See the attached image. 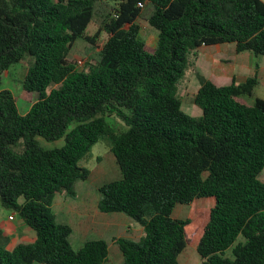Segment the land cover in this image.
I'll use <instances>...</instances> for the list:
<instances>
[{"label":"trees","instance_id":"1","mask_svg":"<svg viewBox=\"0 0 264 264\" xmlns=\"http://www.w3.org/2000/svg\"><path fill=\"white\" fill-rule=\"evenodd\" d=\"M140 18L157 31L155 46L142 38ZM92 21L107 35L101 43L86 34ZM77 38L98 49L80 69L69 59ZM222 43L264 56L262 0H0V206L34 234L8 248L0 231V264L106 262L104 239L74 249L71 226L52 210L56 194L75 197L76 182L89 179L85 161L100 138L121 175L97 187V208L142 229L137 241L115 239L122 264H178L191 240L201 264H264L257 67L244 82L218 86L194 65L201 46ZM26 58L21 88L35 100L21 113L1 84ZM188 69L199 82L198 117L181 109ZM38 137L64 144L44 148ZM198 198L213 199L202 227L172 217Z\"/></svg>","mask_w":264,"mask_h":264},{"label":"rangeland","instance_id":"2","mask_svg":"<svg viewBox=\"0 0 264 264\" xmlns=\"http://www.w3.org/2000/svg\"><path fill=\"white\" fill-rule=\"evenodd\" d=\"M264 2V0H262ZM140 24V34L142 38L150 45L155 46L157 41V31L151 27L145 18L138 19ZM86 34L93 37L96 43H101L106 40L107 35L104 32L99 31L97 21H92L87 29ZM98 49L91 44L87 43L82 38H77L72 45L69 52V59L72 62L78 60H83V65H86L88 61H92L97 57ZM31 63V59L26 58L23 63L13 67L9 72L5 73L3 77L1 88H7L12 92L16 98V102L21 113L27 111L31 102L35 100L34 93H28L22 90L21 80L23 79L27 66ZM78 65V64H77ZM79 66L78 69H80ZM192 73L190 69L186 73V82L190 79ZM185 82V83H186ZM181 81L179 87V94L182 97L181 109L185 111L187 101L185 99V89L184 84ZM192 106L200 111L199 107L191 102ZM187 112V111H185ZM189 114V112H187ZM106 121L115 130H124V124L115 116L106 117ZM38 142L44 148H56L64 144V139L59 138L55 141H46L40 137L37 138ZM85 165L91 170V176L87 180H79L76 182L75 186V197L66 196L64 194H56L53 202V213L55 214L59 222L67 223L72 228H74V235L70 236L71 244L74 249H79L85 241L91 239H104L110 245V251H112L116 246L115 238H130L128 232L131 231L133 238L139 237V230H129L125 229L124 223H121L124 228L106 229L103 235H97L94 231L85 232L84 234L78 235V230L76 225L73 223L75 217L68 213L70 206L72 209L85 205L86 212H89V217L92 219H107L111 215H123L126 219L130 220L134 227H141L138 223L132 220L129 216L124 213H103L100 212L96 206L97 198L99 199V192L97 187L111 180L118 179L120 177V171L116 164L113 154L110 152L109 143L100 138L92 147L88 158L85 161ZM259 179L264 181V168L259 175ZM64 201V202H63ZM55 203V204H54ZM62 204V205H61ZM61 205V207H59ZM213 205L212 198H198L195 199L191 204H177L172 212L173 218H190L198 226H203L207 220V215L210 207ZM8 211L0 206V231L3 237H8V248H13L19 242H30L34 238L33 232L25 226L15 214L13 219H8ZM71 219V220H70ZM70 220V221H69ZM77 222V221H76ZM107 220L104 226L109 223ZM106 224V225H105ZM142 234V231H141ZM1 237V238H3ZM133 240V239H132ZM114 254V253H113ZM178 264H201V258L196 250L195 241L191 240L184 250L178 256Z\"/></svg>","mask_w":264,"mask_h":264},{"label":"crops","instance_id":"3","mask_svg":"<svg viewBox=\"0 0 264 264\" xmlns=\"http://www.w3.org/2000/svg\"><path fill=\"white\" fill-rule=\"evenodd\" d=\"M194 65L199 74L218 86L229 85L233 80L236 83L244 82L248 77L254 75L255 67H257L256 71L258 84L254 89V93L256 96L264 99V56H254L248 51L237 52L234 43L214 44L201 46L197 50ZM198 88V79L194 74H192L188 82L184 85L186 93L185 99L188 100L185 111L189 112V114L185 111L184 112L193 117L201 115V109H199L200 111H197V109H195V107L191 104L192 97L197 92ZM61 205H59V207H61ZM68 207L70 208L68 213H71V215L75 217L73 223L76 225L77 230L79 229L78 235L80 236L81 234L89 231H94L97 235H103L106 229L115 230L116 228H121V223L125 224V229H128V231L134 229L139 230L140 232L139 237L136 239L133 238L134 236L131 234V231H129L128 236L130 238L127 239L137 241L141 236V227H134L130 220L126 219L123 215H111L110 217H106L107 219L104 220H94L89 217L90 215L89 212H86L87 207L85 205L77 207L76 209H72L70 206ZM106 220L109 224H105L106 226H104ZM122 228H124V225ZM74 231V228H72L73 235ZM115 246L116 247L110 251L109 245V256L104 264H122L121 253L117 244Z\"/></svg>","mask_w":264,"mask_h":264},{"label":"built area","instance_id":"4","mask_svg":"<svg viewBox=\"0 0 264 264\" xmlns=\"http://www.w3.org/2000/svg\"><path fill=\"white\" fill-rule=\"evenodd\" d=\"M77 64H78V66H81L82 67L83 66V60H78L77 61ZM8 219H12V217L9 215L8 216Z\"/></svg>","mask_w":264,"mask_h":264}]
</instances>
